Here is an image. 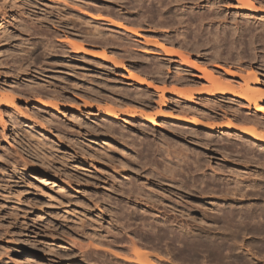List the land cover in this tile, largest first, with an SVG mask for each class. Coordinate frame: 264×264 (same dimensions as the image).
<instances>
[{
  "label": "rangeland",
  "instance_id": "1",
  "mask_svg": "<svg viewBox=\"0 0 264 264\" xmlns=\"http://www.w3.org/2000/svg\"><path fill=\"white\" fill-rule=\"evenodd\" d=\"M11 1L0 0V89L10 94L7 87L14 85L21 98L14 106L4 105L0 110V264H29L24 259L26 254L34 255L30 264H138L134 246L125 245V241L134 235L144 239V243L141 240L136 245L147 251L150 264H264V227L261 231L259 227L254 230L255 225L244 222L243 226L247 225L243 229L245 233L237 231L225 235L223 229H209L208 224L194 223L192 229L195 234H191L194 241L189 242V246L178 241L166 242L163 240L166 238L160 239L158 233L143 238L138 232L140 223L136 224L139 219L128 224L126 218L118 220L116 216L112 223L106 219L103 223L96 222L98 210L88 211L82 207L95 195H112V187L118 181L134 180L142 166L146 171L143 178H150L153 171L174 158L177 148L188 155L191 164L197 151L201 150L213 166L223 163L226 170H230L231 164L239 165L234 169L245 170V176L251 175L252 183L260 186L264 181V142L257 141V138L264 139L263 113H258L263 122L262 129H255L245 120L247 117L255 118L252 115L254 110L241 108L237 115V104L215 101L213 97L201 99L198 92L192 94L193 101L188 98L189 93V100L169 93L162 98V92L129 79V72L154 79L157 84L165 80L169 88L200 90L210 86L207 80L193 76H203L201 69L184 64L177 56L172 58L176 61L168 62V56L161 51L157 53L161 43L187 55L191 62L201 67L223 73L215 68L221 65L243 76L255 73L257 77L251 81L259 78L264 88V26H261L264 14L252 12L253 19L239 15L242 3L237 0ZM256 3L264 8V4ZM89 14L119 20L137 28L140 36L108 21L94 20ZM70 39L81 44L86 51L74 52L68 42ZM168 69H171V74ZM226 77L237 82L241 80ZM252 85L258 87L255 83ZM39 99L56 102L58 109L35 106ZM89 103L96 107L89 108ZM182 105L187 106V112ZM104 106L123 113V120L101 117L99 112ZM146 114H151L155 121L144 117ZM170 114H190L188 117L191 119H202L208 125L233 120L239 130L253 127L255 133L252 134L259 136L253 137L251 132L243 136L238 130L224 134L178 124L168 120ZM247 144L249 153H245ZM34 147L44 152L48 166L37 163L26 154L33 152ZM105 149L113 157L104 154ZM95 153L100 157L96 158ZM169 154L173 158L170 159ZM181 165L182 170L189 173L181 170L178 177L191 184L193 169L189 167L192 165L187 169L185 163ZM208 174L213 172L208 169ZM40 175L50 177L59 187L52 190L41 185ZM212 180L207 181L210 200L223 199L219 203L239 209H264L261 195L243 197L242 192H238L235 197L231 195L232 199L228 197L230 203L225 202V195L223 192L220 194L217 188L220 183ZM127 226L129 238L125 234ZM95 231L108 236V239L98 242L92 234ZM231 234L238 237L235 239L237 242L225 240L223 247L205 242L208 235L215 236V241H224L223 237L232 238ZM113 251L126 256L127 260L116 256Z\"/></svg>",
  "mask_w": 264,
  "mask_h": 264
},
{
  "label": "bare ground",
  "instance_id": "2",
  "mask_svg": "<svg viewBox=\"0 0 264 264\" xmlns=\"http://www.w3.org/2000/svg\"><path fill=\"white\" fill-rule=\"evenodd\" d=\"M2 1H5V0H1V2ZM237 1L239 3L240 2L242 3V5L239 7V15H241V16H245L247 18H252L253 19V18H255V16H252L253 15L252 12H255L257 14H264V8L263 7H259V6L256 5L257 4L256 1L258 3H260V4L263 5L264 4V0H256V1H254V0H237ZM2 5H3L2 8L5 9L4 4H2ZM1 15L2 14L0 13V16ZM89 15H91L90 17L93 18L94 20H105V21H108L109 23L115 25L118 28H121V29H123V30H125V31H127L129 33H132V34H135V35L140 36L139 30L137 28L132 27V26H129V25H127V24H125V23H123V22H121L119 20L110 18L108 16L100 15V14H89ZM259 18H261V17H259ZM262 25L264 26V24H261V26ZM68 42L71 44V46H73L74 52H76V53L81 52L82 49L85 50L84 47L81 44L76 43L74 40L71 41V39H70V40H68ZM158 48H159L158 49L159 52H157V53L160 54L161 52H163V54L165 56H168L170 58L168 60V62L171 61V60H175V59H172V58H174V57L177 56V57H179L183 61L184 64H188L189 63V65L191 64L194 68L201 69L200 71L202 72L203 76H198L197 74H193V76L200 77V78H203V79L207 80L210 83V86L205 87V88L200 89V90H198V89L197 90H194V89L181 90L177 86L172 87V88H169L167 85H165V80L164 81L162 80L163 85H161L162 83L161 84H157V83H155L154 79H153V81L152 80H149V78H146L145 76H142V74H139V73L134 72V71L129 72V76H130L129 79L133 80L134 82L138 83L139 85L147 86V87L153 89L154 91H160V93L162 92L161 93L162 94V98H164V95L166 93H169V94H173V95H178L181 98H184V99L189 100L188 98L194 97L192 95L194 92H198L200 94V96H201V99H202V97H203V99H205V98L211 99V97H213L212 99L215 100V101H228V102H233V103H235V104H237L239 106V108L238 107H236L237 109L235 108L236 109V111L234 110L235 111V114L238 115V113L241 112V108L242 109L243 108H247L248 110H254L255 111V114L253 113L252 115H254L255 118L254 117H252V118L247 117V118H245V120L248 121V122H250V123H252L251 125H253L255 129H259V128H261L263 126L262 125L263 122L261 123L260 119L258 118L259 117L258 115H260L258 113H263L264 114V88H262L263 87V83L260 81L259 78L257 80H255V81H251L252 79H254V78L257 77L255 73H253V74L250 73V75H248V76L244 74L245 76H243V75H239L237 72H235V71H233L231 69H227V68L225 69L221 65H216L215 68H218V69L222 70L223 71V73H222V72H219V71H216V70L209 69V67H201L199 64L191 62L189 60V57L187 55L181 53L180 51H176L174 48L169 47V46H166L165 44H161L160 43V45H158ZM19 69H20V67H19ZM158 71H160V69H158ZM168 72L171 74V69H168ZM177 72H180V71H177ZM184 72H186V71H184ZM156 73H157V71H156ZM162 75H161V77H162ZM177 75H180V74L178 73ZM226 75L227 76H230L231 78H237V77L238 78H241V80L243 81V83L241 82V80H240L241 83L240 82H237L236 80L231 79V78H230L231 80H229V79H227V77L225 78ZM161 77H160V79H162ZM176 79H178V78H176ZM173 83H175V82H173ZM254 83L257 84L258 87H254L252 85ZM188 84H189V82H188ZM13 86L8 85V87H7V92H9L10 94L4 93V91L0 89V110H1V107L2 106L9 105V106L12 107V106H14L16 104L17 101L20 100L21 96L17 93L18 91L16 92V90L14 89ZM3 88H4V86H3ZM36 88H37V86H36ZM188 93L190 94L189 96L187 95ZM187 96H188V98H187ZM38 98H40V97H38ZM110 99H112V98H110ZM163 100H162V103H164ZM192 101H193V98H192ZM110 102H112V100ZM205 102H207V101H205ZM108 104H109V102H108ZM146 104H148V103H145V105ZM9 106H6V107H9ZM35 106H39V107H43V108L51 107V108L58 109V104L56 102H54V101L47 102V101H42L40 99L35 101ZM88 107L89 108H91V107L93 108V107H96V105L89 103L88 104ZM221 107H220V110L226 112L224 110V108L222 109ZM251 107H252V109H251ZM186 108H187V106H186ZM186 108H185V111L187 112ZM188 108L191 109V107H188ZM218 109H219V106H218ZM182 110H184V109H182ZM230 110H232V109H230ZM181 111H178V112H181ZM200 112H202V111H200ZM182 113H183V111H182ZM248 114H250V112ZM99 115L101 117L110 118V119H118V120H123L122 118L124 116L123 113L119 112L115 108H113V107H105V106H104V108H101L100 109ZM185 115L183 116L182 114L181 115H172V114H170V115L167 116V118H168V120H172V121H174L175 123H178V124H189V125H193L196 128H207L211 132L222 131V133H224V134L225 133H227V134L229 133L230 134V131L238 130L241 133V135H243V136H248V134L250 132H251V134H252V132L255 133V129H253V127H250L252 130L250 128H247V129L241 128L243 130H239L238 125H237V122H235L233 120H231L228 123H224V124H215L213 122V124L208 125L209 123L208 124H206V122L204 123L202 121V119H199L198 118V119L195 120V119H191L190 117H188L190 114L187 115V116H185ZM9 116H10V114H9ZM146 116L149 119H151L152 122L155 121L154 119H152L151 114L150 115H147L146 114L144 117H146ZM201 116H204V115L201 114ZM245 116H246V114H245ZM260 118H263V116L260 117ZM259 133H260V131H259ZM253 135L254 134H252L251 136H253ZM257 135L258 134H255L254 136H256V138H257L259 136V135L258 136ZM259 137L257 138L258 139L257 141L264 142V139H259ZM127 140H128V138H127ZM35 143H37V141ZM101 143H105V141H102ZM105 144H107V143H105ZM165 147H166V145H165ZM163 148H164V146H163ZM171 148H167V149H171ZM184 148H186V147H184ZM184 148H182V149H184ZM227 148H228V146H227ZM241 148H242V146H241ZM177 149L178 150H175V151H177V153L175 152L176 155H174V158L172 157L173 155L171 156V154H175V153H172V152L167 151V152L171 153V154H169L171 156L170 159L171 158H173V159L171 161H169L170 163L167 160V162H165L163 164V167H161L159 170L153 171V175L150 178H148V177L143 178V176L145 175L143 173H145L146 171L143 170L144 167L142 166V168L140 167L139 170L137 171V173H139V174L136 176V178L134 180L129 179V180L123 181L121 179L122 181H118L116 183V185L112 187V189L114 190L113 191L114 193L113 194L111 193L112 195L103 194V195H100V196H96L94 194L96 197L94 195H92L95 198L94 197H93V199L91 198L92 200H90L89 202H86L85 204L82 203L83 204L82 207L84 209L88 210V211L91 210V209L98 210L99 214H97L96 222L98 221L99 223H103L105 219L108 220L109 222H111V220H113V218H115L116 216H118V218H117L118 220H121L120 218H126L125 220H126V222H128V224L132 220L137 221L139 219L141 222L140 221L139 222L137 221L136 224L137 223H140L139 226H141V227L138 228V232H140L142 234V236H144L143 238H145V237L148 238L149 236L152 237V235H153L152 233H154V234L155 233L156 234L158 233V235L160 236L159 237L160 239L162 237L163 238H166V239H163V240L166 241V242H169V243H175V241H178V242H181V244L182 243H188V245H189V242L194 241L193 240L194 237L191 236V234L193 232L195 234L194 229H192V227H194V226H192V224H194V223H199V224L205 223L206 225L208 224V228L209 227H216V228L220 229L219 231H223L224 230L223 232H224L225 235L230 234V232L231 233L232 232L234 233V232H237V231H239V232L240 231H243L244 232L243 229H244L245 226H247L245 224H244L245 226H243V223L244 222L246 224H247V222L248 223H251V224H248V225H255V227L253 226L254 230L256 228L258 230V227H259L260 228L259 231H261V229L264 227L263 226L264 225V223H263L264 220H262V219H264V218H262L264 216V209H261V208L252 209V207H249V208H240L239 209V207L238 208L237 207H234L231 204L230 205H227L226 203L225 204L219 203V202H222L223 199L222 200H219V201H212L209 198L211 193L209 194L210 189H209V192H208V186L210 187V185L207 183V181H209V179L212 178L214 180V182H217L218 184L220 183L221 186L220 185L219 186L217 185L218 186L217 187L218 188V191L221 192L220 194H222V192H223V194L225 195L224 200H225V202H228V203H230L228 197L230 198L231 195L235 197V195L238 194V192L239 193L242 192L241 195L243 197L250 196L251 198H253L254 196H257L258 197V196L261 195L260 197L264 198V181L262 183H260V186H257L259 188L256 190L257 187H256V185H254L252 183L251 180L253 178L250 177L251 175H249L247 177V176H245V175H247L246 172H245V170L243 172V171L235 170L234 169V167H239V165H232L231 164V166H229L230 167L229 168L230 170H228V169L226 170L227 167L223 163H221V164L218 163V165L213 166L210 163L208 157L206 155H204L202 152H200L201 150L200 151H197L196 158L194 159V161L191 164V162H189L188 155H184V152H182V151L180 152L179 148H177ZM242 149H244V148H242ZM249 149L250 148H248V144H247L245 146V153H249V152H247V151H250ZM226 150L227 149H225V151ZM112 151H113V149H112ZM178 151H179V153H178ZM149 152H150V150H149ZM26 154L32 156L33 159H35V161L37 163L41 164V165L48 166V164H49L48 163L49 161H47L48 159H45V157H44V152H42V150L39 149V148H35L34 147L33 152L32 151L31 152L28 151V153L26 152ZM104 154L110 155L109 150L108 149H105L104 150ZM94 156H96V158H97V156L100 157V155H98L97 153H95ZM110 156L113 157L112 156V153H111ZM167 156H168V154H167ZM157 157H159V156H157ZM164 158H166V157H164ZM51 159L53 161L55 160L53 158H51ZM120 162H121V160H120ZM181 163H185L186 169H187V166L189 167V165H192V166L189 167V168L193 169V171H191V174H192V180H190V183L191 184H188L186 181L184 182L183 180H185V179H182V178L178 177V176H180V173H181V170H182ZM161 164H162V162H161ZM160 166H162V165H160ZM208 169H210L211 170V173L213 172V174L209 175L208 174ZM183 171L184 170H182V172ZM186 171H184V172H186ZM187 173H189V172H186L185 174H187ZM208 175L211 176L209 179H208ZM38 179H39V182H41V185L47 186V187L51 188L52 190H53L54 187H59V185H57L54 180H52L50 177H47L46 175H40L38 177ZM213 185H214V183H213ZM211 190H212V186H211ZM223 190H225L226 192L223 191ZM256 192H258L260 194H257ZM232 196H231L230 199H232ZM114 204H115V207H113ZM247 207H248V205H247ZM113 209H115V210H113ZM206 218L209 219V220H206ZM260 218L262 220L263 225H262V223L260 225H257L258 221H261V220H257V219H260ZM128 224H126V225H128ZM128 228H129L128 226L125 228L126 229V231H125L126 233L125 234L127 236H128ZM247 229L248 228H245V230H247ZM97 232L98 231H95L92 234L93 235L95 234L98 242H101L105 238L108 239V236H106L104 234H100V233L98 234ZM254 232H252V233H254ZM263 232H264V229H263ZM118 235H119V233H118ZM123 235H122V237H123ZM216 235H217V233H216ZM127 236H126V238H127ZM129 236H128V238H129ZM218 236H216V237H218ZM247 236H248V234H247ZM131 237H132L131 239H128L129 241H125V245L127 246L129 244L130 246L132 245L131 247L134 246L133 249L135 250L134 252L137 254V256H135V259L136 260L135 259H133V260H135L138 264H150V260H149L150 258L148 259L147 258V255H146L147 254V251H145L143 249H140L136 245L139 241L142 240V238H139V237L136 238L135 235L134 236H131ZM214 237L215 236H213V235H208L206 237V239H205L206 240L205 242L206 243H213L214 242L215 244H218V245L222 246L223 244L226 243L225 240L231 239L230 241L233 240L234 243H235V242H237V240L235 241V239L236 238L238 239V237H236V235H234V234H231V237L232 238H229L228 236L223 237L224 238V241L222 239L219 240V241L218 240L215 241ZM196 238H197V236H196ZM143 240H142V242H143ZM197 240L198 239H196L195 241H197ZM114 241L116 242L117 240H114ZM104 242H106V241H104ZM156 242H157V240H156ZM159 242H160V240H159ZM231 244H232V242H231ZM97 246L100 247L99 245H97ZM106 247H108V246H106ZM100 248H102V247H100ZM227 248H229V247H227ZM102 249L104 250L105 248H102ZM109 251H111V249H109ZM184 251H185V249H184ZM113 252L115 253V251H113ZM223 252H224V254L226 253L225 251H223ZM117 255H118V257L121 256L120 254H116V256ZM148 255H149V253H148ZM122 257H124L127 260L126 256H121L120 258H122ZM146 258L148 260H146ZM24 259H26L25 262L27 261V263L30 264L34 260V255H32V254H26L24 256ZM130 259L131 258H129V260ZM172 260H174V259H172ZM114 261H116V260H114ZM107 262H109V261H107Z\"/></svg>",
  "mask_w": 264,
  "mask_h": 264
}]
</instances>
